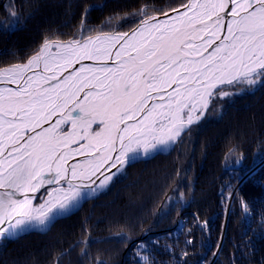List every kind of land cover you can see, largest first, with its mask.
I'll return each instance as SVG.
<instances>
[{"label":"snow or ice","instance_id":"1","mask_svg":"<svg viewBox=\"0 0 264 264\" xmlns=\"http://www.w3.org/2000/svg\"><path fill=\"white\" fill-rule=\"evenodd\" d=\"M149 7L112 13L93 27L92 6L85 5L76 39L45 37L26 61L0 67V248L46 234L105 191L127 164L169 152L206 115L221 114L215 99L264 86V0H187L152 15ZM72 14L69 3L66 15ZM9 15L3 27L16 30L23 21ZM129 17L138 20L135 27L117 30ZM234 153L226 154V167ZM225 187L222 203L233 195ZM173 191L184 203V191ZM240 205L250 214L242 197ZM195 222L207 230V220L196 215ZM77 245L88 264H108L99 255L93 261L87 239L52 264ZM188 255L182 250L181 260ZM135 256L153 264L144 242Z\"/></svg>","mask_w":264,"mask_h":264},{"label":"trees","instance_id":"2","mask_svg":"<svg viewBox=\"0 0 264 264\" xmlns=\"http://www.w3.org/2000/svg\"><path fill=\"white\" fill-rule=\"evenodd\" d=\"M186 2L0 0V67L26 61L45 37L76 39L85 5L92 6L87 23L95 27L112 13L123 16L144 4L151 6L152 15ZM69 3L72 15H66ZM12 11L23 23L16 30H7L3 23L11 24ZM137 23L130 17L122 19L117 30L129 31ZM224 90L236 91L231 87ZM213 106L221 114L206 115L191 126L170 153L132 163L105 191L56 221L46 234L32 232L7 242L0 248V264H52L58 253L79 239H87L93 261L99 255L108 264H140L135 256L140 242L148 245L153 264H264V86L215 99ZM230 148L235 153L228 157L230 166L226 167ZM236 157H242L239 164ZM226 184L232 186L233 195L222 203V188L228 192ZM175 187L185 193L182 204L175 201ZM168 196L173 200H167ZM241 197L249 205L248 215L241 210ZM196 215L200 221H208L207 230L196 224ZM189 238L193 242L186 245ZM81 247L72 248L60 264H88L80 256ZM182 250L189 253L183 260Z\"/></svg>","mask_w":264,"mask_h":264},{"label":"water","instance_id":"3","mask_svg":"<svg viewBox=\"0 0 264 264\" xmlns=\"http://www.w3.org/2000/svg\"><path fill=\"white\" fill-rule=\"evenodd\" d=\"M182 10V9H181ZM169 14H172L171 12H169ZM204 119V118H203ZM202 119V120H203ZM194 126V125H193ZM184 134V133H183ZM182 134V135H183ZM175 146V145H174ZM174 146H173V148L169 151V152H166V153H159V154H161V155H163V154H168V153H170L173 149H174ZM156 155H158V154H156ZM155 156V155H154ZM151 158H153V156L152 157H149V158H144V159H140V160H138V161H136V162H139V161H142V160H147V159H151ZM134 163V162H133ZM129 165H132V163H129V164H127L126 166H125V168L126 167H128ZM124 168V169H125ZM112 171H115V169H113ZM115 178V177H114ZM110 184H111V182H110ZM43 191V190H42Z\"/></svg>","mask_w":264,"mask_h":264},{"label":"rangeland","instance_id":"4","mask_svg":"<svg viewBox=\"0 0 264 264\" xmlns=\"http://www.w3.org/2000/svg\"><path fill=\"white\" fill-rule=\"evenodd\" d=\"M120 174H121V173H120ZM42 193H43V192H42ZM42 193H41V194H42Z\"/></svg>","mask_w":264,"mask_h":264},{"label":"bare ground","instance_id":"5","mask_svg":"<svg viewBox=\"0 0 264 264\" xmlns=\"http://www.w3.org/2000/svg\"><path fill=\"white\" fill-rule=\"evenodd\" d=\"M171 15V14H170Z\"/></svg>","mask_w":264,"mask_h":264},{"label":"flooded vegetation","instance_id":"6","mask_svg":"<svg viewBox=\"0 0 264 264\" xmlns=\"http://www.w3.org/2000/svg\"><path fill=\"white\" fill-rule=\"evenodd\" d=\"M43 192V191H42Z\"/></svg>","mask_w":264,"mask_h":264}]
</instances>
